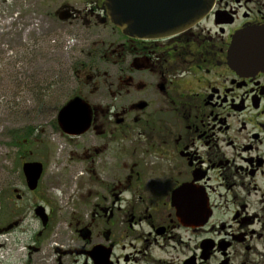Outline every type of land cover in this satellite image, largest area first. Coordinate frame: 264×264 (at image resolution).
I'll return each instance as SVG.
<instances>
[{
    "label": "flooded vegetation",
    "instance_id": "flooded-vegetation-1",
    "mask_svg": "<svg viewBox=\"0 0 264 264\" xmlns=\"http://www.w3.org/2000/svg\"><path fill=\"white\" fill-rule=\"evenodd\" d=\"M38 1L49 33L74 40L58 73L73 95L17 137L57 134L66 175L58 197L13 190L5 220L0 203V264H264V69L231 49L264 26V0H212L160 39L123 35L104 0ZM76 98L64 132L58 113Z\"/></svg>",
    "mask_w": 264,
    "mask_h": 264
},
{
    "label": "rangeland",
    "instance_id": "rangeland-1",
    "mask_svg": "<svg viewBox=\"0 0 264 264\" xmlns=\"http://www.w3.org/2000/svg\"><path fill=\"white\" fill-rule=\"evenodd\" d=\"M10 1L2 0L5 7L0 5V194L3 196L0 203L4 220L18 206L12 199V191H28L21 172V157L27 162L35 160L45 164L37 191H48L58 197L63 189L66 153H59L62 139L48 131L35 145L14 146L10 135L12 131L27 132L38 123L44 125L73 95L63 75L58 73L62 66H67L69 57L76 54L74 40L68 34L62 35L60 26H54L53 33H49L50 24L42 17L45 7L42 2L37 0L32 6L40 13L29 15L30 2L13 0L16 6L11 7ZM52 39L56 45L51 44ZM40 41L43 51L28 54L26 49H36ZM30 151L32 155H28ZM35 226L38 228L37 223ZM179 249L171 251L172 256Z\"/></svg>",
    "mask_w": 264,
    "mask_h": 264
},
{
    "label": "water",
    "instance_id": "water-1",
    "mask_svg": "<svg viewBox=\"0 0 264 264\" xmlns=\"http://www.w3.org/2000/svg\"><path fill=\"white\" fill-rule=\"evenodd\" d=\"M110 23L123 35L135 39H160L197 23L208 12L212 0H104ZM232 57L256 70L264 69V26L241 31L233 38ZM73 99L58 113V126L64 132L76 125ZM42 174L39 163L22 165L28 191L37 188Z\"/></svg>",
    "mask_w": 264,
    "mask_h": 264
},
{
    "label": "trees",
    "instance_id": "trees-1",
    "mask_svg": "<svg viewBox=\"0 0 264 264\" xmlns=\"http://www.w3.org/2000/svg\"><path fill=\"white\" fill-rule=\"evenodd\" d=\"M32 47H28L26 50H27V53L28 54H37L38 52H41V51H43V46H42V44H41V41H40V46H38L36 49H33ZM32 85L34 86V83H32ZM42 85H44V84H42ZM33 89H35V88H33ZM20 132H18V131H12V133H11V135H10V138L12 139V143H13V145L14 146H19V138L17 137L18 135L17 134H19ZM15 142H17L16 144H15Z\"/></svg>",
    "mask_w": 264,
    "mask_h": 264
}]
</instances>
